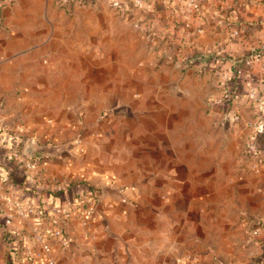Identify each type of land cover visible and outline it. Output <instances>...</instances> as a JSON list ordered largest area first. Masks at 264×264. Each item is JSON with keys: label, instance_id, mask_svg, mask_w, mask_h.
<instances>
[{"label": "crops", "instance_id": "0c3cea01", "mask_svg": "<svg viewBox=\"0 0 264 264\" xmlns=\"http://www.w3.org/2000/svg\"><path fill=\"white\" fill-rule=\"evenodd\" d=\"M12 1L0 17V162L28 172L3 142L11 143L13 135L57 147V154L39 160L28 182L65 190L46 202L42 215L21 186L0 176V193L11 206L0 210L4 228H22L26 236L45 227L63 229L70 244L54 243L58 264H218L221 255L245 261L240 251L249 264L253 253L264 251V171L238 174L239 163L248 166L240 142L251 131L238 129L232 113L204 109L195 84L201 77H193L207 51L209 59L222 49L227 58L243 60L220 64L232 76L233 93L236 88L244 98L249 86L264 89V57L246 63L250 45L264 39V0H207L197 16L177 7L178 0H144L146 8L134 2L131 14L113 0ZM162 21L176 47L183 37L191 43L182 53L169 48L161 62L153 42L147 45L150 65L168 76L153 80L157 89L140 105L131 94L146 85L123 77L125 24L141 39L161 31ZM187 25L204 31L194 35ZM237 28L245 32L233 37ZM190 55L199 61L183 67L182 58ZM218 65L205 67L201 79L215 87L209 91L212 108L223 96ZM254 75L261 77L253 83ZM88 185L99 191L97 200L79 195L90 192ZM17 200H25L24 213L14 209ZM56 205L61 213L52 211ZM4 228L0 234L10 251ZM24 238L19 264H48ZM257 256L264 261V252Z\"/></svg>", "mask_w": 264, "mask_h": 264}, {"label": "rangeland", "instance_id": "374dc122", "mask_svg": "<svg viewBox=\"0 0 264 264\" xmlns=\"http://www.w3.org/2000/svg\"><path fill=\"white\" fill-rule=\"evenodd\" d=\"M113 1H119V3L124 4L123 8H119L122 9V12L125 14H131V9L133 8V3L136 0H113ZM148 1V0H146ZM163 1V0H160ZM179 1V0H178ZM207 1V0H204ZM180 2V1H179ZM181 3V2H180ZM180 3H176L179 6L177 7H181L184 9V12L187 13L188 15H193L195 14L193 9L185 6L184 4H180ZM181 5V6H180ZM160 7V6H159ZM2 10L1 9V14L0 17L2 15ZM147 13V12H144ZM143 22V20H142ZM143 27H146V25H144ZM148 28H144L143 30L141 29L140 32H142L143 35H145V32L147 33ZM124 48H123V54H122V59H123V77L125 80V83H139L142 85H146L145 86V91L141 90L140 92L137 93H132V99L134 100V102L142 105L143 103L145 104V96L147 93H151V89H157L156 84L153 82V80L155 79H163L165 77L168 76V74L166 75L164 71L159 70V66H151L150 65V51L147 47V45H149V43L151 42V36L149 37H145L141 39L137 37L136 31L131 27V24H125V30H124ZM254 42L256 43V40H254ZM208 59V55L210 54V52H206L205 53ZM204 56V57H205ZM229 56V55H227ZM231 57H233V55H230ZM110 57L112 58V60H115V54L110 55ZM119 58V55H118ZM205 63H208L206 60H204ZM115 62V61H114ZM226 64H228V60L224 61ZM216 67L214 68V72H215ZM111 73H109V76L111 79H115L116 76V70L115 69H110ZM206 73L204 68L197 69L194 72V76H200L201 79L203 76H205ZM119 73V71H118ZM222 73H230L228 71L227 68H223L220 64L218 69L216 70V77L217 79L219 78V75ZM118 75V74H117ZM232 77V76H230ZM259 77L260 79V75H254L252 78V82H256L257 78ZM196 78V77H195ZM197 79V78H196ZM201 79H197V82L195 80V84L197 83L196 89L197 92L199 93V95H201V99L203 101V107L206 110H213V111H219L221 113H223L224 115L227 114H233L235 115V122H237L236 126H238V129L242 130L244 128H246L247 130L251 131V135L248 136L247 139H244L243 141L240 142V147H241V151H242V155L247 157V151L245 153V147H247V142H255L256 140H258L259 138V134H257V128L263 124V122H261V118L262 115L260 113L261 109L260 106L258 104L255 103V101H253L252 99L246 97H242L240 94L242 93V91H238V89L234 88L236 91V93H233L231 89L232 86L230 85L231 82H223V84L220 82V78H219V83H220V89L223 93V96L218 98V102L215 103L214 107L212 108L213 102L212 100H214V98L209 95V91L211 90H215V87L209 83V81L206 83L205 80H201ZM228 79V78H227ZM248 80V79H247ZM247 80H245V82H247ZM224 81V80H223ZM251 81V80H250ZM259 81V80H258ZM243 81L240 80V83H242ZM149 84H151L152 86H149ZM247 84V83H246ZM251 85V84H250ZM228 86L231 88L228 89V91H225L226 88H228ZM238 86V85H237ZM258 86V85H257ZM159 87V86H158ZM248 87V86H247ZM252 87V86H249ZM256 87V86H255ZM160 88V87H159ZM148 89V90H147ZM245 89V87H244ZM258 89V88H257ZM136 92V91H135ZM260 93L263 94L264 96V89L260 90ZM235 94V95H234ZM234 95V96H233ZM198 97V96H197ZM147 103V102H146ZM139 109H141V107H139ZM242 116H245V119L242 118ZM247 117V118H246ZM240 158H238L239 160ZM247 164L248 166L246 167V163H245V167L247 168L245 171V167L243 165V163H239V168H240V173L239 176L241 177L242 174H250L252 173L253 175L256 174H260L261 172L264 171V166L260 167V169L258 171L254 170L253 167V163L251 162V158H247ZM238 176V175H237ZM4 191V190H3ZM10 200L6 198V195H4V192L0 193V210L2 209H8L10 211ZM8 207V208H7ZM15 209V207H14ZM12 212H14L13 210H11ZM0 220L2 223H5L6 217H0ZM15 220V218H14ZM20 223V222H18ZM15 225V224H14ZM17 228H19V225H15ZM21 230H19V232L23 233L25 235L24 241L26 240V237H28L27 240L31 239V235L26 236V234L22 231V228H20ZM256 238L257 236H253V238ZM254 238V239H255ZM259 239L253 240L254 242H252L253 244H255ZM249 243L251 241H248ZM256 246H258V244H255ZM256 251V250H255ZM241 252V257L244 260H240V262L235 259H231L225 255H221L219 256V260H217L216 262H218V264H223V260L227 261L226 263L224 262V264H245L248 261L249 255L248 254H244L243 251ZM264 251H261L260 249H258L255 253V257L254 259L258 258L257 255H260V253H263ZM252 261H255V260ZM18 261V260H17ZM10 262V254H9V248H8V244L7 241L4 239L3 234H0V264H9ZM215 262V263H216ZM248 264V262H247Z\"/></svg>", "mask_w": 264, "mask_h": 264}, {"label": "built area", "instance_id": "2783aa9c", "mask_svg": "<svg viewBox=\"0 0 264 264\" xmlns=\"http://www.w3.org/2000/svg\"><path fill=\"white\" fill-rule=\"evenodd\" d=\"M65 0H60V2H63ZM182 4H184L185 6H188L190 8L193 9L195 15H201L204 11V0H179ZM136 5L139 7H144V0H136ZM148 9V7H147ZM161 31L158 30H153L149 36H151V42L150 44L153 42H155V44H151V47L154 49H152L153 53H157V56L159 57V61L161 62L164 57L166 56V54H168L169 52V48L176 49V52L182 53L183 51H185L186 46L190 45L191 41L188 37H183L178 45V47H176V45L173 43L172 41V37L169 34H166V30L168 28V23L165 21H162L161 23ZM188 29H191L194 32V35H199L201 33H203L204 29L203 27L200 26H190L187 25ZM245 32L244 28H237L234 29L232 31V36L233 37H239L241 35V33ZM153 45V46H152ZM155 45V46H154ZM250 53L249 55L246 57V63L250 64L252 63L254 60L256 61H260L263 57H264V39H258V41H256V43H252L250 45V49H249ZM233 58V57H232ZM232 61L233 63H237L242 60V57H240V60L235 59L236 61L227 58L225 54H223V50H216L215 54L213 56H211L209 59H207L206 61L208 63L202 64V66H200L201 68H205L208 67L212 64H221V63H225L224 61ZM199 61V57L198 56H194V55H190V56H186L184 58H182V64L183 67H194L195 63ZM199 67V69H200ZM219 67L216 66L217 70ZM220 81L222 79V84L223 82H231L232 78L230 77V75L228 73H222L219 75ZM218 78V80H219ZM228 78V79H227ZM224 80V81H223ZM228 88H226L225 91H228ZM230 90V89H229ZM248 98L252 99L253 101H255L256 104H258L260 106V113L262 115L261 118V122H263L262 125H260L257 128V134H259L260 136L258 137L259 139L256 140L253 143H249L247 145V154L249 156V158H251V162L253 163V169L258 171L260 169V167L264 166V96L263 94L260 93V91H257V89L255 87H251L249 89V94H248ZM35 141V139H28V141ZM26 142V143H27ZM25 147V146H24ZM18 156H20L22 158V161L24 162V165L28 171V173H30L33 169H35L37 166H39V160L40 159H35V158H31L28 157L24 154V148L22 150L21 153H17ZM91 207L93 205L92 201H89ZM13 206L16 208V210L20 211L21 213L25 212V208H24V203L23 201L17 200L15 201V203L13 204ZM41 211V210H39ZM52 211L55 213H61L62 209L60 206L56 205L52 207ZM90 213H92V211H90ZM41 214L43 215L44 212L41 211ZM65 215H69L67 212L64 213ZM86 223V222H85ZM28 237L26 238V240L24 242H33L35 243V245L38 247V251L36 252V255L38 258H43L46 257L47 258V263L48 264H58V260L56 258V250H55V246L54 243L55 242H59L62 247H68L70 244V240L68 237L65 236L63 229L59 228V227H45L42 230H38L35 231L32 235H31V239L27 240ZM25 254L27 255H32V247H26L25 249ZM18 260V259H17ZM19 263V261H17Z\"/></svg>", "mask_w": 264, "mask_h": 264}, {"label": "trees", "instance_id": "16d2710c", "mask_svg": "<svg viewBox=\"0 0 264 264\" xmlns=\"http://www.w3.org/2000/svg\"><path fill=\"white\" fill-rule=\"evenodd\" d=\"M12 0H0V11L3 7L9 6L12 4ZM1 14V12H0ZM174 29L176 32H179L182 28H180L178 21H174ZM28 138L26 136L22 135H13L11 136V143H8V141L4 140V143L9 144V147L6 148L10 150L11 152L15 153H21L24 146L26 145ZM17 167L15 170L11 171L9 169L5 168V164L0 162V176L3 178V180L7 182H11L14 185L21 186L25 193L26 197L28 198L29 204L31 206H35L38 208V210H41L44 212L45 204L48 201L55 202V198L61 194L65 189L64 188H58L53 189L49 187L39 188L38 183L33 184L28 182L29 174L26 173H17ZM75 184L72 183L66 186V188L71 189ZM90 188V192L85 193V191L79 193V195H82L86 198H90L93 201L98 199L99 191L94 188L92 185H88ZM23 203L25 200H22ZM45 216L49 217V214H45ZM5 224L1 222L0 220V228H4ZM5 231L7 230V236H9V243H10V262L9 264H19L17 262V259L19 258L20 252H21V235L23 233H19L18 231L16 233L12 232L11 230L7 229V226L4 228ZM19 233V234H18ZM6 236V235H5ZM255 261L250 262L249 264H264V261L262 259L256 258Z\"/></svg>", "mask_w": 264, "mask_h": 264}, {"label": "water", "instance_id": "95a60500", "mask_svg": "<svg viewBox=\"0 0 264 264\" xmlns=\"http://www.w3.org/2000/svg\"><path fill=\"white\" fill-rule=\"evenodd\" d=\"M59 148L40 146L35 141H28L24 147V154L28 157L35 159H43L45 157L53 156L57 154Z\"/></svg>", "mask_w": 264, "mask_h": 264}]
</instances>
